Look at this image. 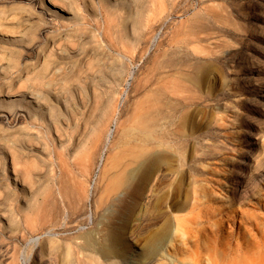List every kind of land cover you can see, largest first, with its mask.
<instances>
[{"label": "rangeland", "instance_id": "1", "mask_svg": "<svg viewBox=\"0 0 264 264\" xmlns=\"http://www.w3.org/2000/svg\"><path fill=\"white\" fill-rule=\"evenodd\" d=\"M49 53L50 74L39 71ZM20 91H49L61 113L28 129ZM146 93L176 97V168L196 169L213 209L235 211L219 224L223 236L264 244V180L258 199L227 191L245 167L264 176V0H0V185L4 156L11 179V157L20 158L16 195L0 186V264H66L69 250L90 264L79 238L120 232L132 203L98 209L105 182L90 194L93 164ZM142 227L152 230L151 216ZM161 256L156 264H168L176 250Z\"/></svg>", "mask_w": 264, "mask_h": 264}, {"label": "bare ground", "instance_id": "2", "mask_svg": "<svg viewBox=\"0 0 264 264\" xmlns=\"http://www.w3.org/2000/svg\"><path fill=\"white\" fill-rule=\"evenodd\" d=\"M156 39L157 37L154 42ZM53 58L52 53L44 55V58H41L44 62L39 71L50 74ZM196 77L194 76L193 80L197 79ZM34 78L40 80L39 77ZM132 79L131 72L127 80ZM50 83L49 81L46 87L52 91ZM30 92L32 96L28 98V95L20 91L15 107L27 114L31 123L28 129L33 130L45 123L46 111L52 113L57 110L61 113L57 107L61 102L57 97L50 98L49 91L41 92L40 95ZM144 96L136 103L137 106L127 119L128 124L121 132H118V124L114 123L117 135L114 141H110L114 130L107 132L105 150L111 152L105 157L100 155L98 161L93 164L95 167L92 186H89L92 194L91 190H96L100 182H105L101 196L98 197L97 208L100 210H103L108 202L116 205L128 199L132 204L127 213V222L118 233L114 228L108 227L101 242H95L93 239L96 236L93 237L90 233L81 236V249L92 253L86 254L85 258L90 264H156L162 259L161 255L169 244L176 250V259L173 258L168 264H264L262 242L232 244L230 238L223 236L222 230L219 229V224L232 221L235 211L213 209L208 202L205 188L196 178V169L187 162L182 164L180 169L176 168V97L163 94ZM63 108L68 112L67 105H63ZM66 122L70 123L68 119ZM37 123L42 125L36 126ZM28 133L31 134L27 132L26 138L30 141L33 136ZM75 153L69 152V158ZM6 158L5 155L0 186L8 199V196H15L17 193L20 178L17 166L20 158L19 154L11 157L13 179L6 166ZM252 161L248 157L246 162L252 164ZM91 165L92 163H89L87 167L89 170ZM255 166L256 164L245 167L244 181L235 182V187L227 190L233 199L240 201L248 195L258 199L253 191L259 186L258 179L264 180V176L261 172L256 173L259 168ZM250 168H255V172ZM199 172L202 175V170ZM22 180L24 179L21 178V186ZM58 193L60 195V190ZM4 208L8 211L6 206ZM105 213L106 211H103L102 214ZM212 213L214 217L211 218ZM3 216L7 219L6 215ZM149 216L152 230L146 232L142 225ZM30 242L34 247L38 245L37 239ZM52 242L49 240V243ZM43 249L44 246L41 245L40 251ZM66 254L69 257L66 264H83V261L78 260L79 256L76 263L71 260L70 250ZM38 264L47 263L44 260Z\"/></svg>", "mask_w": 264, "mask_h": 264}]
</instances>
